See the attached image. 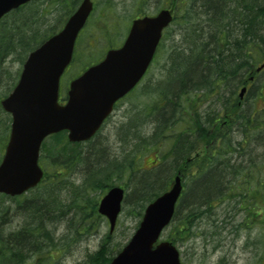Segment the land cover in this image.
Instances as JSON below:
<instances>
[{
    "label": "rangeland",
    "instance_id": "rangeland-1",
    "mask_svg": "<svg viewBox=\"0 0 264 264\" xmlns=\"http://www.w3.org/2000/svg\"><path fill=\"white\" fill-rule=\"evenodd\" d=\"M92 1L95 6L92 21L78 39L76 63L62 78L63 87L68 86L70 80L85 67L102 60L110 45L116 46L115 43L119 41L121 44L137 15L155 14L162 6L172 2ZM178 1L189 14L184 20L177 19L167 31L145 81L119 104L113 117L92 140L71 145L69 148L72 149L65 152L60 162L71 159V166L80 172L64 171L66 176L70 175L69 180L56 182L49 178L37 191H31L21 199L0 197V238L3 237L0 243L8 244L6 239H11L12 250H16L21 248L20 245L32 241L30 246L21 249L24 250L23 257L18 264H97L91 257L97 252L100 254L103 247L111 252L110 256H116L138 229L148 200L167 191L176 175L180 165L176 164V138H168L182 130V121L186 120L193 133L183 141L193 139L197 145L192 156L198 153L206 157V141L201 137V132L198 134L199 130L195 129L199 126V118L214 114L222 117L218 119L217 129L223 126L226 132V141H221V150L224 151V141L231 142L226 152H232L225 157L229 166L224 165V158L221 157L214 173L202 177L193 176L194 170L189 171H192L191 180L186 181V193L178 205L177 218L164 232L162 239L165 240L168 235L176 237L173 236L176 229H183L179 241H176L180 245L183 264H264V186H260V182H264V135L252 134L253 137L249 139L241 135L240 122L235 118L232 106H229L232 112L228 115L218 112L231 101L230 94L236 81H232L233 86L227 93L223 92L225 96L219 103L217 100L221 98V93L216 84L213 88H197V96L192 95V85L200 80V76L188 73L190 64L197 60L190 58L189 52L214 43L210 39L215 41L214 36L208 39V16L204 3L215 5L217 1L225 6L222 2L226 0ZM81 2L35 0L3 21L0 26V51L4 47L9 48L0 53V102L15 87L27 53L41 39L60 31ZM227 3L228 10L224 15L240 6L239 0L237 3L227 0ZM205 74L208 75L207 72ZM213 74L214 71L209 79L214 81ZM186 78L190 80L187 82L188 89L185 86ZM262 82L264 72L252 82L241 104L243 110L253 111L262 106L263 101H257ZM214 88L213 96L206 99ZM221 89L225 91L226 88ZM173 93H181L182 96L176 100ZM239 93L238 90L236 96ZM170 99L180 104L177 111L182 110V113L172 111L171 114L168 108ZM165 113L171 114V120L166 125L162 116ZM184 116L186 119L183 120ZM10 124V116L0 108V160L2 147L10 135ZM204 126L203 123L199 127L202 130ZM62 140H47L42 154V162L47 167L54 164L55 158L51 154L55 152L52 150L60 151L64 146ZM236 141H242L241 145L238 146L237 142L233 146ZM107 170L109 173L105 176ZM49 171L51 174L53 167H49ZM212 173L213 179L220 184L219 191L210 200L200 199L201 193H196V197L194 188L190 186L199 184L201 179H206ZM101 176L107 179L101 182ZM199 176L197 183L195 178ZM146 180H152V184L146 186ZM112 186L124 187L126 199L116 228L111 233L109 222L98 214V203ZM37 210L40 211L38 215ZM40 228L51 236L44 233L32 236L31 229ZM35 240H41L40 246L44 249L34 248L32 244ZM5 247L0 251L4 259L11 250L10 246L9 249Z\"/></svg>",
    "mask_w": 264,
    "mask_h": 264
},
{
    "label": "water",
    "instance_id": "water-1",
    "mask_svg": "<svg viewBox=\"0 0 264 264\" xmlns=\"http://www.w3.org/2000/svg\"><path fill=\"white\" fill-rule=\"evenodd\" d=\"M30 0H0V19L12 9ZM92 3L85 0L70 19L64 31L31 55L20 84L4 102L13 113L11 142L0 167V192L22 194L36 186L43 176L38 165L41 143L50 134L69 130L72 141L89 139L110 113L114 102L133 88L144 74L170 21L168 12L157 19L137 21L121 50L111 51L107 58L90 68L73 82L69 102L58 104L60 77L70 63L74 44L84 26ZM152 27L148 36L142 29ZM182 191L180 178L171 191L151 204L140 229L132 241L111 264H181L179 252L170 243L153 245L163 228L171 221ZM123 191L116 188L103 200L100 211L114 226L121 209Z\"/></svg>",
    "mask_w": 264,
    "mask_h": 264
},
{
    "label": "trees",
    "instance_id": "trees-1",
    "mask_svg": "<svg viewBox=\"0 0 264 264\" xmlns=\"http://www.w3.org/2000/svg\"><path fill=\"white\" fill-rule=\"evenodd\" d=\"M232 1L233 3H237L238 0H228L229 3H232ZM239 1L240 4L238 5L240 6H237L235 9H230L228 11V14L226 15L224 14L228 10L227 0L224 1L225 3L222 2L225 6H221V4H218L217 1L215 5H213V3L211 5L208 4L207 6V16H208L207 27L209 28L208 39H210L211 36H214L215 41L210 39L214 43H209L207 47L205 46L198 47L192 50L191 52H189V54H190V58L197 59L196 61H194V63L202 62L204 65H210L211 67L215 66L216 68L212 69L210 74H212L214 71L213 75H218L220 78L224 77L226 84L228 82H232L233 80H235L238 82V84L236 83V85L243 86L246 82L242 78V76L240 75L239 78V75H236L235 72L229 73L228 71L232 69V66H234L235 61L238 59L246 66H248L249 70H251V68L253 69V66L255 69V67H258L262 63V59L264 58V0H252V1L239 0ZM215 14L217 15V17L213 18V15ZM230 14L232 16H229ZM8 45L10 46V43H8ZM211 45L212 48H210ZM8 48L9 47L6 48L4 47L3 50L0 51V53ZM221 73H223V75ZM209 78L210 77L208 76L207 79L209 80V82H211ZM236 90L237 89H235L234 87L231 93L232 97L233 95L235 96ZM257 96H258L257 101H261V102L263 101V103L261 107L258 108L256 107L255 110L253 111L246 109L243 110L242 108H240L239 110H235L237 109V107H239V105H237L236 102H233L234 98L232 99V101L228 102L225 105V107L223 105L224 108L223 112H226V115H228L230 112L229 106H232V109L235 110L234 112L237 115L238 121L240 122L239 132L241 133V135H244L247 139L252 138L253 137L252 134H257V136L264 135V82L261 83L260 90ZM236 101H238V99H236ZM215 120H217L216 117L211 118L210 116H207V118L205 119L203 118L199 119L200 121L199 126L204 123L207 129L205 128L201 131H198V134L201 132V137L206 141V144L209 146V148L206 152V157L198 158L197 160H195V162L191 164L194 168H196L195 171L196 174L197 172L199 174L202 173L206 167L207 169L209 168L207 172L214 173V171L217 170L216 169L217 164H219L217 161L219 160V158H221V156L224 158L223 160L224 165L229 166L225 161V157L232 152V150L226 152V149L228 146L231 145V142L230 141H227V143L225 142L226 141L225 139L226 132L224 133L225 130L224 131L221 130L223 131L221 134L214 133L215 134L214 135L211 133L210 127L212 129ZM185 138L186 137H183L181 141L179 139H177L176 141L177 144L176 150L177 152H179L180 155L181 153L183 154L180 157V160L183 161L187 159L186 157L189 156L192 149L197 145V142H195L194 140L183 141ZM220 139L221 141L225 139V141L223 142V147H225L224 151L221 150ZM235 144L236 143L234 142L232 145L234 146ZM240 145L241 144L238 143V146ZM52 151L55 153H52L51 156L55 157L56 150L53 149ZM182 172L185 175L187 170H183ZM213 173L209 175L210 179L207 182H205L204 185L200 184L203 181L201 180L199 184L196 185L192 184L190 186L194 188L193 192H195V196L196 193L197 194L201 193L200 199L202 200H210L213 197V195L220 187V184H218L213 179ZM150 181L152 180H146L145 185L146 186L151 185L152 183H150ZM185 186L187 188V185ZM260 186H264V182L261 181ZM36 213L38 215L40 214V211L37 210ZM31 230H32L31 233L34 236L40 235L42 231H46L43 230L42 228L34 229V230L31 229ZM182 233L183 230L176 231L175 234L173 235L176 237H174L173 240H175L176 242L177 238ZM2 238H0V241L3 240ZM6 240H8V244L5 243L7 248L9 249V246L11 247V250L8 251L10 255H8V257L5 259L2 258V256H0V263L18 264L20 259L23 257V253L20 254V252L24 251L21 250L24 247H21L20 249L15 248L16 250H12L13 246H11V239H6ZM40 243L41 240H35L33 243V247L34 248L41 247L39 246ZM5 245L4 243H0V251L1 249L3 250V248H6ZM47 247H49V245ZM108 256H109L108 252L104 250L100 254L96 253L95 255H93L91 257V260H95L97 264H108L109 262L107 258Z\"/></svg>",
    "mask_w": 264,
    "mask_h": 264
},
{
    "label": "bare ground",
    "instance_id": "bare-ground-1",
    "mask_svg": "<svg viewBox=\"0 0 264 264\" xmlns=\"http://www.w3.org/2000/svg\"><path fill=\"white\" fill-rule=\"evenodd\" d=\"M214 17H217V15L215 14V15H213V18ZM192 66V67H191ZM191 66H189L188 67V73H195V74H197V75H199L200 76V80L197 82V83H195V84H193L192 85V88H193V90H197V88L198 89H202V88H204L208 83H209V80L207 79L208 78V76L210 75V73H211V71H212V69H214V68H216L215 66L214 67H211L210 65H204L202 62H196V63H192L191 64ZM208 73V75L207 74H205V73ZM229 73H233V72H235L236 73V75H241V76H243V77H247V75H248V66H246L244 63H242L239 59L238 60H236L235 61V63H234V66H232V69L231 70H229L228 71ZM222 75H223V73H221ZM190 82V80L189 79H185V86H186V88L188 89V84H187V82ZM231 83L232 82H228L227 84H226V87H227V89H229L230 90V88L233 86V85H231ZM238 84V82H235V84ZM188 85V86H187ZM235 87V89H237V90H239L241 93H243V92H245L246 91V86H240V85H234L233 86V88ZM183 89H185V88H183ZM215 90V88L210 92V93H208L206 96V99H210L212 96H213V91ZM219 90V89H218ZM248 91L249 90H247V93H248ZM218 92H220L221 93V98H219V100H217V102H219L220 103V100H222V98L225 96H223V92L222 91H218ZM252 93V92H251ZM174 97H175V99L177 100V99H179L182 95H181V93H178V94H175V93H173L172 94ZM172 96V97H173ZM172 97H171V99H172ZM171 99H170V102H169V104H168V108L170 109L169 111L171 112V114H172V111L174 112H178V113H182V110H179V111H177V102H174V101H171ZM218 99V98H217ZM176 109V110H175ZM190 110V109H189ZM193 111V110H192ZM171 114H163L162 116H163V119L166 121V122H164L165 123V125H166V123H168V122H170V120H171ZM194 116H196L197 117V115H196V113L193 111V113H192ZM222 157V156H221ZM221 158H219V160H220ZM209 169V168H208ZM108 173H109V171L107 170V172L105 173V176L107 175L108 176ZM105 179H107V177H103V180H105ZM209 180V176L205 179V180H203L202 181V183H200V184H202V185H204L205 184V182H207ZM195 193V192H194ZM197 197V196H196Z\"/></svg>",
    "mask_w": 264,
    "mask_h": 264
}]
</instances>
